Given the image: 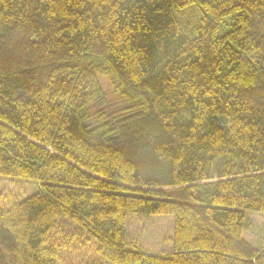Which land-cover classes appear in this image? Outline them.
I'll return each mask as SVG.
<instances>
[{"label":"trees","instance_id":"trees-1","mask_svg":"<svg viewBox=\"0 0 264 264\" xmlns=\"http://www.w3.org/2000/svg\"><path fill=\"white\" fill-rule=\"evenodd\" d=\"M0 176L38 182L0 264H62V215L110 264H264V0H0ZM127 213L172 215V254Z\"/></svg>","mask_w":264,"mask_h":264},{"label":"rangeland","instance_id":"rangeland-1","mask_svg":"<svg viewBox=\"0 0 264 264\" xmlns=\"http://www.w3.org/2000/svg\"><path fill=\"white\" fill-rule=\"evenodd\" d=\"M104 83V80L102 79ZM118 101L109 95L107 112L115 115ZM38 189V182L13 177L0 176V206L7 208L15 201L29 197ZM172 215H142L127 213L125 238L127 248L131 251L141 250L147 254L170 256L172 254L173 236ZM62 230L67 239L70 238L69 247L61 253L62 264H80L88 261L106 262L96 251L95 241L80 230L68 216L58 217L53 232ZM73 233L77 234L75 237ZM72 237V238H71ZM242 237L256 248L264 249V213L245 211L244 229Z\"/></svg>","mask_w":264,"mask_h":264}]
</instances>
